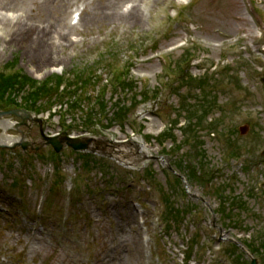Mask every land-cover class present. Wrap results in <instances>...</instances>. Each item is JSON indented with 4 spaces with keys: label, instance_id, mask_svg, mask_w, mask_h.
I'll list each match as a JSON object with an SVG mask.
<instances>
[{
    "label": "rangeland",
    "instance_id": "rangeland-1",
    "mask_svg": "<svg viewBox=\"0 0 264 264\" xmlns=\"http://www.w3.org/2000/svg\"><path fill=\"white\" fill-rule=\"evenodd\" d=\"M108 2L0 0L10 23L0 25V86L72 78L77 66L99 79L40 89L50 110L36 107L39 118L7 136L0 126V143L18 141L20 130L31 143L0 148V262L103 264L100 254L110 253L115 264H134L139 241L145 259L135 264H230L223 240L231 238L264 264V0H141L138 25L102 19ZM63 18L70 35L60 41ZM14 87L9 95L23 104L30 90ZM242 121L252 134H234ZM49 135L85 142L88 153L65 142L56 153ZM131 141L136 161L108 150ZM173 163L183 179L167 171ZM28 241L63 258L32 256Z\"/></svg>",
    "mask_w": 264,
    "mask_h": 264
},
{
    "label": "bare ground",
    "instance_id": "bare-ground-1",
    "mask_svg": "<svg viewBox=\"0 0 264 264\" xmlns=\"http://www.w3.org/2000/svg\"><path fill=\"white\" fill-rule=\"evenodd\" d=\"M140 1L141 0H109L110 3L108 2V5L110 6L109 8H111L112 11L110 14H105V16L103 15V18L102 17L101 18L104 19L106 22L113 23V24L124 21L128 24L138 25L142 19V9H141ZM77 3L78 2L69 4L67 7V10L69 7L76 5ZM83 9L84 8L82 7V10ZM82 19L83 18H79V20L77 21V24L78 23L81 24ZM62 21L65 24L64 25L65 28L67 27L66 29L62 27V30H59L58 32H56L57 31L56 29H53V31L52 29H48L49 32H53V33L56 32L54 37L56 38V40H60V41H61V38L62 40H67V37L70 35V31L68 28V22L66 21V18H63ZM0 25H2L5 28L10 25V23L7 21L5 16H0ZM10 124L11 122L9 120H6V121L1 122L0 126L6 129L10 126ZM2 141L6 144H11L12 139L4 138L2 139ZM131 142H132L131 144L113 143L111 144L110 147H108V150H110V152H112L114 155L118 156L119 158H125L128 160L136 161V159L139 158L140 153L137 151V153L133 156L134 154L133 151L134 149H136V143L134 141H131ZM27 234L32 235L34 233L31 231L30 232L28 231ZM124 237L125 235L123 232L121 234V238H124ZM29 240L32 241V239H29ZM67 240L73 243L75 242L74 240H71V239H67ZM39 242L40 243H35L34 241L26 242L25 245L27 246V252L30 253L32 256H37V255H42L43 257L52 256L53 262L59 261L60 259L63 258L60 255V253H56L55 255L50 253L48 249V245L47 244L45 245V242H42V241H39ZM121 244H122V241H118L116 245L118 247ZM132 248L134 252L133 263L134 264L142 263V260L145 259L142 243L138 241V244H134ZM98 260L100 263H103V264H115V262H111L112 257L110 253L100 254V258ZM149 261L150 260H147V264L149 263ZM0 264H2V262H0Z\"/></svg>",
    "mask_w": 264,
    "mask_h": 264
},
{
    "label": "trees",
    "instance_id": "trees-1",
    "mask_svg": "<svg viewBox=\"0 0 264 264\" xmlns=\"http://www.w3.org/2000/svg\"><path fill=\"white\" fill-rule=\"evenodd\" d=\"M87 68L88 67H82V68H78L76 70H72L73 71L72 78L71 77H65V76L52 75V76L44 79L42 82H36L29 77L22 76L21 83H19L16 80H14L15 82L3 83V86H0V109H9L12 105H14V106L24 107L28 110H32V111H35L38 113V112L43 111V109L39 110L36 107L43 104V105L48 106V109L50 110V108H52L51 104H47L45 102L46 99L44 100L41 97H39L38 91L40 89H45V92L48 93V91L51 88L59 89L61 86L65 87L66 86L65 83H67L68 78L72 79V81H74L75 83L84 84L81 78L86 77L88 79L89 77L94 76V74H92V75L88 74ZM95 79H96V77H95ZM115 79H117V77ZM8 80L13 81L12 79H8ZM92 81L95 82L94 79H92ZM13 85L17 86L14 88H22L23 90L28 89V91L30 90L29 94H28V92L26 93L25 91L22 92V94L25 93V95H26L25 98L20 97V99H26L23 104L17 103L15 95H12V96L9 95V93H11L15 90V89H13ZM6 94H8V95L5 97ZM57 97H58V94L56 93V98ZM3 99H5V100L3 101ZM44 111H46V107H45ZM197 117H200V116H197ZM202 117L203 116H201L200 124L198 125V127H200V128H202ZM224 216H226V215H224ZM226 217L229 218L230 216L228 215ZM247 246L250 247L251 245L247 244ZM250 249L253 251V248H250Z\"/></svg>",
    "mask_w": 264,
    "mask_h": 264
},
{
    "label": "water",
    "instance_id": "water-1",
    "mask_svg": "<svg viewBox=\"0 0 264 264\" xmlns=\"http://www.w3.org/2000/svg\"><path fill=\"white\" fill-rule=\"evenodd\" d=\"M7 114H12L15 116H19L21 118V121L14 125V129L17 131H19V126L21 125L28 126V120H36L35 118H32L31 112L26 111L24 109H12L7 111H0V120H3L2 116ZM20 132L22 133L20 139L18 141H15L11 146L12 147L21 146L23 149H26L28 146L31 145V143L26 139L28 135V131L20 130ZM44 139H45V144L52 145L57 152L62 149L63 147L62 142H65L67 146H70L74 150H85L86 148H88L87 143L70 137L50 136V137H44ZM5 146H9V145L0 144V147H5ZM250 264H258V260L251 257Z\"/></svg>",
    "mask_w": 264,
    "mask_h": 264
}]
</instances>
